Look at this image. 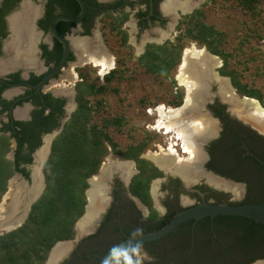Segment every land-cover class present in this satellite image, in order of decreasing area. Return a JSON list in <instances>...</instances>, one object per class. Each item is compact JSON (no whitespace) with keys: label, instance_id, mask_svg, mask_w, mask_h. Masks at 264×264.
Masks as SVG:
<instances>
[{"label":"flooded vegetation","instance_id":"obj_1","mask_svg":"<svg viewBox=\"0 0 264 264\" xmlns=\"http://www.w3.org/2000/svg\"><path fill=\"white\" fill-rule=\"evenodd\" d=\"M211 1L84 0L82 17L75 21H56L55 29L66 39L69 50L59 69L40 85L44 76L56 66L63 50V43L53 35L50 23L57 14L70 15L63 13L62 3L65 1L0 0V132L2 129H35L37 133L47 129L39 132L40 143L31 157L33 159L35 151L54 133L48 144L49 155L53 139L77 107L76 83L83 81L85 76L89 81L103 82L104 75L112 69L127 67L128 59L141 67L138 57L152 44L183 45L172 72L178 83L176 71L185 49L194 44L207 50L204 44L187 34V15L204 2ZM24 13H31V21L20 20L17 26V19ZM60 20L66 23L65 27H59ZM23 33L32 35L28 52H24L28 42L18 36L23 37ZM84 50L104 51L105 55L112 57L107 71L101 73L91 59L83 62ZM221 65L214 71L219 77L227 76L221 74ZM62 75H71L72 86L64 83L66 78H61ZM156 79L166 78L158 76ZM179 88L183 91L182 101L175 107L185 101V87L180 85ZM222 96L218 82L209 80L202 111L216 120L217 126L212 134L198 137L202 157L194 164L199 170L195 177L192 173L179 172L174 164L165 166L149 156V153L159 152L160 147L167 150L173 132L166 134L165 129H161L158 132L163 136L160 141H148L141 149L139 140L147 138L150 129H144V136L130 143L116 141L98 171L87 178L86 201L81 216L90 202L89 194H86V190L92 187L89 178L101 175L94 187L97 190L95 197L100 193L96 199L97 213L82 230L76 228L78 234L64 239L68 241L63 243V250L53 264H102L103 254L126 237L158 230L179 212L198 204L264 203V129L251 122L245 123L230 107L231 102ZM109 132L112 135V127ZM29 139L33 141L31 135ZM11 141L14 148L15 138L12 137ZM174 142L176 152L186 156L181 143ZM38 159L41 164L46 161L39 155ZM31 163L32 160L21 163L28 171V178L15 172L29 183L32 181L29 180ZM109 163L113 166L107 168ZM151 165L160 173L149 178ZM243 218L217 213L190 216L156 238L129 244L123 251L116 250L108 261L115 264V261L127 259L125 253L140 246L152 258L143 264L264 263V226Z\"/></svg>","mask_w":264,"mask_h":264},{"label":"trees","instance_id":"obj_2","mask_svg":"<svg viewBox=\"0 0 264 264\" xmlns=\"http://www.w3.org/2000/svg\"><path fill=\"white\" fill-rule=\"evenodd\" d=\"M57 1H65L62 3L63 13L73 15L79 11L76 0ZM232 1L251 16L255 17L258 13V0ZM187 16V34L222 59L220 72L230 77L236 92L241 96L257 99L264 107V54L258 55L260 64H254V55L242 56L237 51L241 48L240 45L234 51H226L220 46L224 34L203 21L202 10L197 9ZM59 22V27H65L66 23L62 20ZM259 38L262 39V35ZM182 46L152 44L138 57L143 73L152 74L155 78H167L171 75L172 83L176 87L171 99L174 105L180 104L183 96V91L172 76ZM121 62L124 63L123 60ZM122 67L124 68L112 69L106 73L103 82L89 81L85 76L83 81L76 83L77 107L53 139L50 153L43 164L44 190L32 203L26 219L19 226L0 234V264H45L56 241L70 239L75 235V222L84 211L87 178L98 171L109 148L116 145L109 129L112 127L113 131L120 130L126 120L124 115L101 113L103 95L107 91L118 90L111 82L121 83L134 78L133 74L127 73L125 66ZM141 103L144 105L146 102L142 100ZM53 112L52 110L50 113ZM6 130H10V133H6ZM34 130L2 129L0 132V199L6 190L8 178L15 172L28 178V171L21 163L32 160L31 153L40 143L39 132L47 129H41L37 133ZM30 135L33 141L29 139ZM12 137L16 141L14 148L11 146ZM149 140L148 137L139 140L140 149ZM24 143H27L26 147ZM12 148L13 158L9 159L6 153ZM148 173L150 178L160 172L151 165Z\"/></svg>","mask_w":264,"mask_h":264},{"label":"bare ground","instance_id":"obj_3","mask_svg":"<svg viewBox=\"0 0 264 264\" xmlns=\"http://www.w3.org/2000/svg\"><path fill=\"white\" fill-rule=\"evenodd\" d=\"M20 29L23 30V28ZM19 34L18 36L21 39L25 38V41L28 42V45L24 50V52H28L31 47L32 35H25L23 33V37H21ZM80 46L84 47L85 44H80ZM17 49L19 50V48ZM83 53L85 54V56L82 57V61L84 62L88 59H91L93 64L100 68L101 73L104 70L108 69L112 63V57L110 58L109 56L105 55L104 51H100L97 53L95 51L84 50L82 51V54ZM22 57L25 58L26 55ZM219 65V58L208 53L206 49L198 48L194 44H192L191 47L189 46V48L185 49L176 74V79L179 85L185 87V101L184 104L179 107H167L164 104H161L159 106L160 118L156 122L157 126L164 127L166 134L173 132L175 137L172 136V139H170L168 148L166 147L167 150H164L162 147H160V151L157 153L148 152L149 156L155 161L164 165L174 164V168L179 172H188L192 173L194 177L197 176L199 170L194 168L196 167L194 166V164L202 157V150L198 137L202 138L210 135L213 133V130L216 129L215 121L208 114L206 115V112L204 113L202 111V105L205 98L204 95L208 93V80L211 79H214L218 82L220 94L224 96H222L224 99L231 102L230 107L234 112L239 114L240 117L250 120L253 126L255 125L259 129H264V107H262L256 100L253 99H239L234 92L231 84L229 83V80L224 77L216 76L217 74L214 69ZM173 140L179 141L181 143L182 152L186 154V156H180L176 152L174 146L176 143ZM112 166L113 164L109 163L107 165V168H110ZM102 171H104V167ZM100 177L94 176L90 180L92 183V187L88 192L90 202L85 214L81 217L77 224L79 230H82L87 222L91 221L93 215L97 213V209L99 208L96 199L100 193L98 192L95 197L94 192L97 190H95L94 187L99 182ZM37 182L38 186H35L37 188L41 187L42 180H39ZM20 187L21 185H18L16 188H10V198L13 199V196L16 195V192L18 189H20ZM3 209L5 211L7 210L6 207ZM62 250L63 246L58 245V247L54 249L48 264H53ZM258 264L264 263L260 262Z\"/></svg>","mask_w":264,"mask_h":264},{"label":"rangeland","instance_id":"obj_4","mask_svg":"<svg viewBox=\"0 0 264 264\" xmlns=\"http://www.w3.org/2000/svg\"><path fill=\"white\" fill-rule=\"evenodd\" d=\"M198 9L203 11L204 19L208 24H211L215 29L222 31V34H224L223 42L220 45L222 49L230 52L237 49L240 45L241 48L237 49L240 55H254L256 58L253 63L255 64L257 62V64H260V57H258V55L264 54V0H258L256 3V10L258 13L255 17L241 9L240 6L235 4L232 0H213L211 2H204ZM259 35H262V39L259 38ZM21 46H23V44ZM126 64H128L126 67L128 70L127 73L133 74L134 78L131 80H124L121 83L115 81L111 83L116 86L118 90L117 92L107 91V93L103 95V107L101 109V113L105 115H124L126 120L120 127V130L113 131L112 129L113 139L124 144L130 143L134 139H140L146 133V131H144L145 127L143 126V121L147 117L143 112L142 100H144L147 105L162 103L170 107L176 106L171 103L173 93L176 89L172 83L171 75L170 78L157 81L158 79L152 74L143 73L142 67L135 66L132 60L128 59ZM61 78H66L64 83H66L67 86H72L73 78L71 75H62ZM68 81L71 83L68 84ZM205 114L207 115L208 113ZM214 121L216 123V120ZM243 121L245 123L251 122L246 118H243ZM215 125L217 126V123ZM147 133V137L150 139L149 141L152 142H159L163 137L152 130H147ZM52 136H54V133ZM11 145H13V143ZM152 147L153 146L149 147L150 151H152ZM6 157L12 159V150L6 153ZM40 165L42 164L40 163ZM21 181L22 177L17 173L8 178L6 190L0 199L2 205L8 204L11 200L10 188H16L18 185L20 186ZM80 219L79 217L75 222V234L78 232L76 228H78L77 224ZM4 231L7 230H2V233ZM254 264L258 263L255 262Z\"/></svg>","mask_w":264,"mask_h":264},{"label":"water","instance_id":"obj_5","mask_svg":"<svg viewBox=\"0 0 264 264\" xmlns=\"http://www.w3.org/2000/svg\"><path fill=\"white\" fill-rule=\"evenodd\" d=\"M76 1L79 3V6H80V10L76 15L70 16V15H64V14H57L51 20L50 28L52 30V33L55 37H57L63 43V50H62L61 56H60V58L56 64V66L54 67V69L50 73H48L47 75L44 76V78L39 83L40 85L48 77L53 75L59 69V67L62 65L63 61L65 60V58L68 54V50H69L68 49V43L64 37H62L60 34L57 33V31L55 29V23L58 19H63V20H67V21H75L84 15V13H85V2H84V0H76ZM31 8H33V6ZM37 9H38V6L35 7L36 11H37ZM30 15H31V13H24L23 16L21 15V17H19L17 19L16 25L19 23L20 20L21 21L24 20L25 22L29 23L31 21ZM203 49H205V48H203ZM206 51H208V50H206ZM208 53H210L211 55H213L215 57H218L217 55L212 54L209 51H208ZM219 60H220V58H219ZM220 64H221V60H220ZM215 72L217 74L216 76H219L217 71H215ZM221 77L227 78L229 80V83H230V79L228 76H222L221 75ZM208 83H209V80H208ZM231 86H232V84H231ZM232 88L235 92V88L233 86H232ZM236 95L239 99H243V98L253 99V100H256L260 104V102L253 97H249L246 95L239 96L237 93H236ZM45 139L46 138H44V140ZM38 149L35 151L34 157L32 159V163H31L32 172H31V177L29 178V180L31 179L32 181L29 183V181L27 179L22 178V181L20 182V185L22 188L20 187V189L17 190L16 195L13 196V199L11 198L12 201L10 200L9 203L6 205H2L1 204L2 201L0 202V234L2 233V230H10V229L16 228L17 226H19L23 222L25 217L28 215V212L30 210L32 203L40 196V194L42 193V190L44 189V182H42V186L38 187V188L35 186V183H33V181H34L33 178L35 175L34 170H33L34 165L36 162L40 161L38 159V155H39ZM38 163H40V162H38ZM92 177L89 178V181L91 180ZM88 191H89V189L86 190V194H88ZM88 201H89V199H88ZM87 205H88V203H87ZM5 207L7 208L6 211L3 209ZM216 213L217 214L245 216L250 220H253L257 223L264 225V203L246 202V203H239V204H224V203H222V204H198V205H195V206H193L189 209H186L182 212H179L167 224H165L163 227H161L158 230L147 232V233H142V234H135V235H131V236L126 237L120 243L109 248L103 254L102 264H104V261L108 260L109 256L113 252H115L116 250L123 251V249L129 244L156 238V237L162 235L163 233L167 232L168 230H170L177 223L181 222L182 220H184L190 216H195V215H200V214H216ZM82 216H80V218ZM66 241H68V240H58L53 244V246L51 247V249L49 251V254H48V257L45 261V264L49 263V259L52 255L54 249L56 247H58V245L62 246L63 243H65Z\"/></svg>","mask_w":264,"mask_h":264},{"label":"built area","instance_id":"obj_6","mask_svg":"<svg viewBox=\"0 0 264 264\" xmlns=\"http://www.w3.org/2000/svg\"><path fill=\"white\" fill-rule=\"evenodd\" d=\"M162 103H157L153 105H143V112L145 114V116L147 117L144 121H143V126L145 127V129H150L156 133L160 132L161 129H165L162 126H157L156 122L159 120L160 118V114H159V106ZM168 107V106H167Z\"/></svg>","mask_w":264,"mask_h":264},{"label":"clouds","instance_id":"obj_7","mask_svg":"<svg viewBox=\"0 0 264 264\" xmlns=\"http://www.w3.org/2000/svg\"><path fill=\"white\" fill-rule=\"evenodd\" d=\"M177 84V86L179 87V83ZM125 255L127 256V259L115 261V264H143V261H151L152 259L146 251L141 250L140 246L132 248L130 250V253L126 252ZM104 264H109V261L105 260Z\"/></svg>","mask_w":264,"mask_h":264},{"label":"crops","instance_id":"obj_8","mask_svg":"<svg viewBox=\"0 0 264 264\" xmlns=\"http://www.w3.org/2000/svg\"><path fill=\"white\" fill-rule=\"evenodd\" d=\"M29 5H32L30 2H28ZM17 110V109H16ZM17 111H15L14 113L16 114ZM52 136L49 135L47 140H46V143H43L42 146H40V148L38 149L39 150V156L40 158L43 160L46 156V154L48 155V144L51 140ZM47 159V157L45 158V160ZM43 162H42V165H40V163L36 162L35 165H34V174L36 175V180H35V185L38 186V182L39 180H42V182H44V185H45V177L43 175ZM36 168V169H35ZM32 172V171H31ZM41 177V178H40ZM38 179V180H37Z\"/></svg>","mask_w":264,"mask_h":264}]
</instances>
